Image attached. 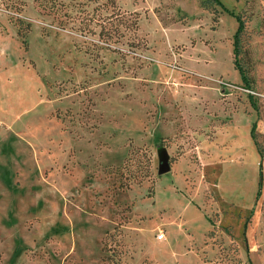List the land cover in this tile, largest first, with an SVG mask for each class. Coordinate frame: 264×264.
Returning a JSON list of instances; mask_svg holds the SVG:
<instances>
[{
    "label": "rangeland",
    "instance_id": "1",
    "mask_svg": "<svg viewBox=\"0 0 264 264\" xmlns=\"http://www.w3.org/2000/svg\"><path fill=\"white\" fill-rule=\"evenodd\" d=\"M63 1L0 0V264H264V0Z\"/></svg>",
    "mask_w": 264,
    "mask_h": 264
},
{
    "label": "trees",
    "instance_id": "2",
    "mask_svg": "<svg viewBox=\"0 0 264 264\" xmlns=\"http://www.w3.org/2000/svg\"><path fill=\"white\" fill-rule=\"evenodd\" d=\"M71 1H75V0H71ZM106 1L111 2L112 7H113V8H111L112 9L111 13H109L107 16V19H111L112 17H117L118 15L124 13V11H121L119 6L116 4L115 0H104L103 3H105ZM78 2H81V1L78 0ZM213 2L216 3L218 1L213 0ZM38 4L41 7L45 8L48 12H53L54 14H57V12H59V10L62 11L61 14H65V11L63 10V8L65 9V7L68 5V3H65L63 0H38ZM200 4L204 7H208V5L203 0L200 1ZM81 10H82V8H81ZM79 13L81 14L82 12L79 10ZM137 15H138L137 12L133 11L134 17L132 19H130L127 23L129 26L131 25L134 30L137 28V20H136ZM86 16L87 15H84L83 13L80 15L79 20L81 22V25L83 24L82 25L83 27L86 24L84 22V20L87 19ZM235 17H236V28H235L234 33L232 35V62H233V65L238 69V72H239V75H240L242 82L244 83L245 87H247L246 85L248 84V77H247L246 73L244 72V70L240 66L236 65V62H235V56L238 53V48H239L238 47V36L244 27V20L239 13H236ZM99 25L100 26H99V29L97 31V34L100 35L101 31L103 29H102L101 24H99ZM17 33L19 34L18 30H17ZM250 135H251V137L255 143V146H256L254 125L251 126ZM256 148H257V146H256ZM257 151H258L259 155L262 156V153L258 148H257ZM127 160H128V158L123 161L121 166H125L127 164ZM148 164H149V157L146 156L145 165L147 166ZM151 189H152V183H150V185H149V190H151Z\"/></svg>",
    "mask_w": 264,
    "mask_h": 264
},
{
    "label": "crops",
    "instance_id": "3",
    "mask_svg": "<svg viewBox=\"0 0 264 264\" xmlns=\"http://www.w3.org/2000/svg\"><path fill=\"white\" fill-rule=\"evenodd\" d=\"M0 37H1V35H0ZM1 60H2V62H3V59L1 58ZM211 121H213V111H212V114H211ZM215 117V116H214ZM210 123H212V122H210ZM204 140V139H203ZM193 141V142H192ZM192 141H190L189 143H193V146H189V147H187L186 149H184V152H188V151H190L191 153H193V154H201L202 152H204L203 151V149L201 148V143H202V139H198V142H194V140L192 139ZM208 143H213V142H208ZM208 149H210V147H205V150H208ZM178 151H177V153H179V149H177ZM198 150V151H197ZM175 151V150H174ZM173 151V152H174ZM183 151V150H182ZM171 153H169V155H170Z\"/></svg>",
    "mask_w": 264,
    "mask_h": 264
},
{
    "label": "water",
    "instance_id": "4",
    "mask_svg": "<svg viewBox=\"0 0 264 264\" xmlns=\"http://www.w3.org/2000/svg\"><path fill=\"white\" fill-rule=\"evenodd\" d=\"M162 162L160 163V166H159V170H164L167 168V164L166 162L164 161V158H162Z\"/></svg>",
    "mask_w": 264,
    "mask_h": 264
},
{
    "label": "built area",
    "instance_id": "5",
    "mask_svg": "<svg viewBox=\"0 0 264 264\" xmlns=\"http://www.w3.org/2000/svg\"><path fill=\"white\" fill-rule=\"evenodd\" d=\"M160 237H162V233L161 232L156 234V238H160Z\"/></svg>",
    "mask_w": 264,
    "mask_h": 264
}]
</instances>
